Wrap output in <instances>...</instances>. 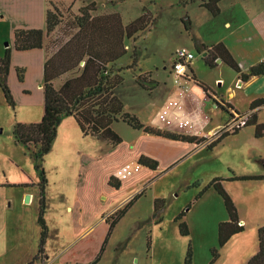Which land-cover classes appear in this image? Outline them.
<instances>
[{
	"label": "rangeland",
	"instance_id": "obj_1",
	"mask_svg": "<svg viewBox=\"0 0 264 264\" xmlns=\"http://www.w3.org/2000/svg\"><path fill=\"white\" fill-rule=\"evenodd\" d=\"M44 1L47 9H57L58 25L45 42L46 51L51 54L75 32L74 18L79 16L75 12L85 5H96L95 16L117 13L124 25L143 14V10L154 19L153 26L138 33L135 40H124L126 54L115 65L117 69L131 65L133 50L137 49L135 66L120 70L122 80L113 89V94L124 105V111L136 116L143 125L149 122L151 115L166 99L168 89L194 85L193 81L187 83L183 78L177 83L170 70L172 57L179 49L191 51L194 56L191 67L196 69L198 65L204 71L195 74L196 77L204 78L222 94L224 88L218 89L219 82L214 85L216 74L220 70V76L227 83L234 76L233 71L225 64L218 69L206 67L202 55L194 47V40L210 44L218 35H224L227 32L225 21L238 20L242 15L241 2L248 7L249 13L256 14L260 8L258 0H222L219 3L221 14L212 17L197 3L180 5L179 0ZM5 5L9 8L0 22V57L9 49L6 82L14 106L6 102L0 89V264H27L36 255L40 238L37 223L40 173L29 152L15 143L12 130L18 123H38L43 116L40 83L41 55H44V51L24 53L14 50L9 31L10 26L20 20L15 11L22 5L16 1H9ZM187 20L190 21L188 30L184 27ZM42 31L45 33V30ZM16 68L20 71V79L18 73L16 75ZM186 71L190 77L189 69L186 68ZM145 73L152 74L153 80L158 83L151 91L144 90L136 82L139 75ZM198 80L201 81L200 78ZM184 89L188 91L186 87ZM184 100V94L178 91L174 99L165 103V107L171 104L170 101H176L175 107L184 110ZM240 100L244 103V99ZM158 111L155 125H172L166 127L172 129L174 126L187 130L191 128L189 120L175 121L163 108ZM259 116L264 120V109ZM221 117L225 122L222 129L231 131L245 115L237 118L238 115L234 114L228 118V115L222 114ZM186 121L187 125L182 127L181 123ZM111 128L122 140L115 146L96 136L83 135L74 118H62L51 148L41 163L47 181L43 216L47 237L43 254L33 264H89L94 261L95 264H184L188 250L191 264H241L240 260L237 261L239 247L247 245L253 236L256 238V234L250 236L248 228L244 229L238 235L239 240L228 241L218 247L217 226L222 222L220 218L227 220V214L222 198L212 187H206L213 179L228 180L222 182L223 187L231 199L243 204L239 205L241 216L243 213L246 216L256 213L259 222H264V190L259 186L260 182L229 181L234 177L264 175V139H255L254 128L241 127L237 134L229 135L208 150L206 146L216 138L214 135L212 140L208 138L200 144L202 147L184 156L169 169L160 165L155 173L140 172L128 176L129 180L123 183L124 186L130 182L134 184L136 177L142 179L135 183V187L124 188L125 191H115L107 185L105 173L118 163L134 162L140 144L146 146L145 149L154 147L139 142L135 144L137 149H133L130 144L142 134L122 121L114 122ZM182 146L190 147L188 144ZM116 170L107 175H114ZM20 181L33 183L27 189L33 194L29 203H25L26 197L22 203L20 201L21 193L26 188L11 186ZM142 190H145L143 195L132 202L105 245H102L108 228L105 220ZM131 195L128 201L119 203ZM103 197L105 200H102ZM156 198L163 203L155 215ZM181 213L188 228L187 236L179 233V223L175 221ZM86 223L91 225H84ZM214 250L217 254L215 258L212 256Z\"/></svg>",
	"mask_w": 264,
	"mask_h": 264
},
{
	"label": "trees",
	"instance_id": "obj_2",
	"mask_svg": "<svg viewBox=\"0 0 264 264\" xmlns=\"http://www.w3.org/2000/svg\"><path fill=\"white\" fill-rule=\"evenodd\" d=\"M222 0H179L180 5L187 3H197L204 8L212 17L220 14L219 3ZM57 9L46 12V33L52 32L58 25ZM139 17L123 25L117 13L95 16L96 5L94 3L85 5L78 10L77 17L74 18L75 32L70 38L58 48L57 51L47 58L44 63L43 71V116L38 123L16 124L12 130V136L16 144L24 147L35 161V168L39 171V213L37 223L40 226V238L36 255L27 263L33 264L38 256L44 252V245L47 237V227L44 221V189L46 178L41 163L43 157L51 148V144L56 136L57 128L64 117L75 119L83 135H93L100 140H104L112 146L122 142L121 138L112 130L114 122L122 121L132 129L174 141L195 143L196 145L205 142L204 137L181 135L169 133L152 126L143 125L136 116L125 112L122 102L113 94V89L121 82L120 70L135 66L137 62L136 48L133 50L132 64L119 69L115 68L116 62L126 54L124 40L136 39L140 32L149 30L154 23L149 14L143 10ZM190 21L184 22L186 30L189 29ZM44 32L40 29L14 31L13 47L16 51H26L31 49H41L43 44ZM194 47L197 53L206 52L203 62L206 67L213 69L217 67V60H220L234 73L242 82L248 81L251 77L264 76V62H259L243 72L237 61L231 56L223 43H217L207 47L194 40ZM10 63V51L6 49L4 56L0 57V89L6 102L14 106V102L7 86L6 78ZM114 68V69H113ZM190 77L185 76L186 80L193 81L204 93L208 94V87L197 80L195 74L188 67ZM20 72V71H18ZM60 87L56 89L53 81L62 76H66ZM18 78L20 75L18 73ZM137 84L144 90L151 91L157 83L150 79V73L139 75L136 79ZM217 108L233 115L230 110L233 107L223 100L213 99ZM264 105V99L255 100L250 110ZM238 114L237 112H235ZM241 117V114H238ZM253 126L254 136L264 138V123H258L256 114L251 113L246 117L243 127ZM240 128H233L231 131L221 129L216 133V138L209 143L206 148L210 150L229 135H235ZM138 164L150 170H156L158 163L156 160L141 156ZM236 180H264V175L234 177L229 181ZM224 179H213L207 188L212 187L222 198L223 205L228 216V220L220 222L217 226L218 247L224 246L230 238L244 231L243 226L239 225L237 208L223 187ZM108 185L114 189L119 188V182L113 181L112 177L108 180ZM14 186V185H11ZM23 186V185H21ZM27 186V185H24ZM205 189V190H206ZM145 190L136 194L122 208L116 210L106 219L108 224L105 245L110 233L115 228L124 213L131 207L132 202L143 195ZM163 201L156 198L154 200V214L162 208ZM184 214L181 213L175 218L179 223V233L182 236L188 235V228L183 221ZM258 251L245 264H264V226L257 228ZM212 256H217L216 251H212ZM92 262L89 264H95ZM184 264H191L190 250L186 253Z\"/></svg>",
	"mask_w": 264,
	"mask_h": 264
},
{
	"label": "crops",
	"instance_id": "obj_3",
	"mask_svg": "<svg viewBox=\"0 0 264 264\" xmlns=\"http://www.w3.org/2000/svg\"><path fill=\"white\" fill-rule=\"evenodd\" d=\"M9 1H16L21 3L22 7L18 9L17 11V16L20 18L19 21H15L13 26H10V35L12 40L14 41V31L16 29H22V30H32V29H40V30H45L44 37H43V44L41 49H31V50H26V52H33V51H44V55H41V70H42V81H43V71H44V63L46 62L47 58L50 57L52 54L47 53L46 48H45V42L47 37L51 32L48 34L46 33V12L50 9H47L46 2L44 0H0V22L4 20V13L5 10L7 11L9 7H7L5 4H7ZM260 8H258V11L256 14H253L252 12L249 13L248 7L243 4V10H242V15L239 17L237 20L235 18L234 21L232 20H227L224 23V28L227 29V32L223 35L220 34L218 35L215 40H212L210 44H204L201 40L196 39L199 43L210 47L212 45H215L217 43H223V45L226 47L228 52L231 54V56L237 61L239 67L243 72H247L248 68L259 63V62H264V0H258ZM49 6V5H48ZM221 9H220V14H221ZM75 14H78V12ZM110 14V13H109ZM219 14V15H220ZM104 15V14H101ZM218 15V16H219ZM25 18L23 21L22 19ZM131 22V21H130ZM129 22V23H130ZM124 25V24H123ZM127 25V24H126ZM53 32V31H52ZM1 34V31H0ZM2 36H4V33L2 32ZM1 36V35H0ZM133 40V39H132ZM3 41V40H2ZM16 51V50H15ZM187 51V50H186ZM19 52V51H16ZM24 52V51H22ZM188 52H191L188 50ZM25 53V52H24ZM40 53H38V57L40 56ZM224 63H217V67L213 69H218L220 66H223ZM191 70L193 71L194 74L198 73H204L203 69H201L198 65H196V69L191 67V64L189 65ZM230 69V68H229ZM18 68H16V75L18 73ZM171 70V68H170ZM232 71V70H231ZM172 72V71H171ZM173 73V72H172ZM187 71L185 70V76H186ZM234 73V72H233ZM151 77L150 79L153 80L152 74H150ZM195 75V76H196ZM217 77L214 80V85H217L216 83L219 82L217 85L218 89H223V93H218L216 89H214L211 84H208L209 82L206 81L204 78L198 76V78L201 79L202 83H204L209 91L208 94L204 93L198 86L191 85L189 84L188 86H178L177 88H172L168 89V94L166 99L158 106L156 109L155 113L151 115L149 122L147 123L148 125H152V127L169 132V133H175V134H181V135H189V136H196L198 138L204 137L206 139L210 138L212 140V136L216 137V132L220 131L222 129V126L224 125L222 121L221 115L225 114L228 115V118L231 116L220 109L217 108L214 102H212V98L216 100H223L224 102L230 104L233 107V110H230V113L232 115H245V118L251 114L255 113L256 114V119L258 123H264V120L260 119V112L264 109V105L256 107L252 110H250L251 104L258 99H264V76H256V77H251L248 81L242 82L236 73H234V76H232V79L229 82H225L223 78L220 76V70L216 74ZM184 76V77H185ZM66 76H62L60 78H57L53 81V85L56 89L60 87L62 82L66 79ZM181 77L180 79H182ZM197 78V77H196ZM197 78V80H198ZM184 81H187L189 83V80H186V78H183ZM154 81V80H153ZM180 81V80H179ZM179 81H176L179 83ZM200 81V82H201ZM158 85V83H157ZM184 87L188 89L185 90ZM216 87V88H217ZM40 89L42 90L43 93V88H42V82L40 83ZM201 90V92H200ZM178 91L181 94H184V104L185 108L184 110H181L177 107H171L168 109V114L169 117H173L175 121L179 120H189L191 122V128L187 130V128H182L179 129L177 126H174V128H166L170 127L172 125H167V124H161V125H155L156 120L155 116L156 114L158 115L159 113V108L165 109V103L168 102L171 99H174L176 95L178 94ZM240 98L244 99V103L241 102ZM158 112V113H157ZM237 112L238 114H236ZM220 116V117H218ZM228 121V119H227ZM158 123V122H157ZM145 124V125H147ZM147 125V126H148ZM250 128H253V126H250ZM137 131V130H136ZM141 133L142 137H137L134 143L130 144L133 149H137L135 144L142 142V143H148L152 145L154 148L151 149H145L146 146H141V144L138 146L137 152L135 154L134 162H125L121 164H116V166L112 169H109L105 175H104V181H108L110 177H112L113 181H118L119 182V188L115 189V191H125L124 188H130L129 186H136V182L139 181V179L136 177V180L132 183V185H125L124 182L128 181L129 179H123L120 180L115 177L114 175H107L108 173L114 171L116 168L117 170L124 167L125 165H128L130 163H138V159L141 156H145L148 158H151L153 160L156 159L158 163V167L155 171L159 170V166L167 167L169 169L173 165L178 164L186 155H189L193 153L197 148L202 147L200 144L196 145L195 143H186V142H181V141H174L150 134H145L141 131H138ZM250 134V133H249ZM213 137V138H214ZM228 137V136H227ZM255 137V136H254ZM255 139H264V138H256ZM136 144V145H137ZM188 144L190 147H184L182 145ZM194 147V148H193ZM150 148V147H149ZM193 148V149H192ZM151 150H156L157 152L151 151ZM167 154H163V153ZM160 153V154H159ZM165 161V162H164ZM116 170V171H117ZM115 171V172H116ZM153 172V170H150L144 166L139 165V169L135 172H133L130 176H133L135 174H139L140 172L149 174L150 172ZM260 175V174H259ZM130 178V177H129ZM260 182V185L263 190H264V180H257ZM225 183V182H224ZM33 183H22L20 181L19 184H13V185H23L21 187L26 188L24 192L21 193L20 196V201L27 198L28 201L25 203H29L33 199V194L27 190L32 186ZM27 185V186H24ZM31 185V186H30ZM108 185V184H107ZM80 186V185H78ZM10 187V186H9ZM11 188H19V187H11ZM114 189V188H113ZM140 193V192H139ZM138 194V193H137ZM136 195V193L134 194ZM133 195V196H134ZM131 196H128L127 198L124 199V203L128 201ZM102 200H105L103 197ZM234 204L237 208L238 211V216H239V225L243 226V228L246 230L248 228V234L255 235L257 238V228L260 226H264V222H259V216H255L256 213L250 214L246 216V214H242L239 211V205L241 201H238L234 198ZM242 204V203H241ZM243 205V204H242ZM116 208V207H115ZM114 210V209H113ZM228 220V216H227ZM226 218L222 217L220 218V221L225 222L227 221ZM84 225H91V224H84ZM84 225L82 226L81 229L84 228ZM108 229V228H107ZM90 231V230H89ZM88 231V232H89ZM244 232V231H243ZM243 232L234 235L232 238H230L229 241L231 242H236V240H239L238 235H241ZM255 236H253V240L250 241L247 245H241L239 247V256L237 261L240 260L241 264H245L253 255L256 254L258 251V239H256ZM99 249V248H98ZM242 261V262H241Z\"/></svg>",
	"mask_w": 264,
	"mask_h": 264
},
{
	"label": "built area",
	"instance_id": "obj_4",
	"mask_svg": "<svg viewBox=\"0 0 264 264\" xmlns=\"http://www.w3.org/2000/svg\"><path fill=\"white\" fill-rule=\"evenodd\" d=\"M173 61L170 64V68L171 71L174 73L176 81H179L181 77L185 78V70L186 68L189 67L191 61L194 59V56L191 52L185 51L184 49H179L177 50L173 57H172ZM187 76V75H186ZM171 104H169L165 109L167 113H168V107L170 106H177V102L176 101H170ZM169 102V103H170ZM169 116V114H168ZM242 117V116H241ZM241 117H237V118H241ZM246 118L241 119L239 121V124L237 126H235L234 128H241L243 127L244 123H245ZM182 127H185L187 125V121L181 123ZM139 169V164L138 163H132V164H128L125 165L124 167L118 169L114 175L116 178L122 180V179H126L128 176H130L133 172L137 171Z\"/></svg>",
	"mask_w": 264,
	"mask_h": 264
},
{
	"label": "water",
	"instance_id": "obj_5",
	"mask_svg": "<svg viewBox=\"0 0 264 264\" xmlns=\"http://www.w3.org/2000/svg\"><path fill=\"white\" fill-rule=\"evenodd\" d=\"M201 55H202V57H205V56H206V53L204 52V53H202ZM217 63L219 64V63H221V61H220V60H217ZM233 116H234V115H233ZM25 200L28 201L27 198H26Z\"/></svg>",
	"mask_w": 264,
	"mask_h": 264
}]
</instances>
